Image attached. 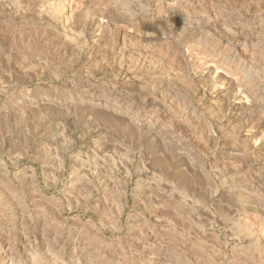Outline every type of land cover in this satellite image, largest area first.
<instances>
[{
  "label": "rangeland",
  "instance_id": "rangeland-1",
  "mask_svg": "<svg viewBox=\"0 0 264 264\" xmlns=\"http://www.w3.org/2000/svg\"><path fill=\"white\" fill-rule=\"evenodd\" d=\"M0 0V264H264V0Z\"/></svg>",
  "mask_w": 264,
  "mask_h": 264
},
{
  "label": "clouds",
  "instance_id": "clouds-1",
  "mask_svg": "<svg viewBox=\"0 0 264 264\" xmlns=\"http://www.w3.org/2000/svg\"><path fill=\"white\" fill-rule=\"evenodd\" d=\"M116 3L122 8L126 9V14L134 16L137 14L138 5H134L132 0H116Z\"/></svg>",
  "mask_w": 264,
  "mask_h": 264
}]
</instances>
